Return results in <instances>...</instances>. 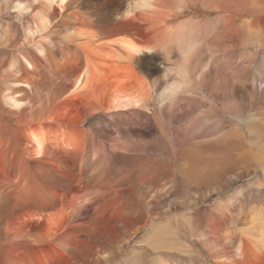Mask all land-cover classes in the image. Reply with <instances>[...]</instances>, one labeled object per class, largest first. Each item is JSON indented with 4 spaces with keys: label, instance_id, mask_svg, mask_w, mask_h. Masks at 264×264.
<instances>
[{
    "label": "bare ground",
    "instance_id": "obj_1",
    "mask_svg": "<svg viewBox=\"0 0 264 264\" xmlns=\"http://www.w3.org/2000/svg\"><path fill=\"white\" fill-rule=\"evenodd\" d=\"M72 1L0 0V47L8 43L7 11L10 18H27V35L40 39L52 23L54 5L62 10ZM132 2L125 18L150 4ZM260 30L259 54L264 50ZM109 42L123 46L129 56L150 52L126 38ZM19 63L17 58L8 66L15 80L22 72ZM243 64L212 66L195 87L154 83L164 126L145 133L154 135L150 141L140 137L118 146L111 158L82 155L79 188L86 193L58 222L45 224L43 210H3L11 196L0 194V264H264V67L258 83H248L250 68ZM165 73L168 77L169 70ZM87 74L76 86L87 81ZM22 84L14 81L0 93L1 108L22 111L18 90H31ZM244 100L258 104V111L232 108ZM144 103L136 97L125 107ZM229 107L235 111L226 112ZM30 140L31 151L19 150V205L44 195L32 164L44 159L45 143L33 133ZM51 176L45 182L53 189L62 181ZM28 212L36 213L35 219L15 227L17 214Z\"/></svg>",
    "mask_w": 264,
    "mask_h": 264
},
{
    "label": "rangeland",
    "instance_id": "obj_2",
    "mask_svg": "<svg viewBox=\"0 0 264 264\" xmlns=\"http://www.w3.org/2000/svg\"><path fill=\"white\" fill-rule=\"evenodd\" d=\"M119 1L73 0L62 10L54 5L52 23L41 40L27 35V18H10L12 11L4 15L8 43L0 47V93L14 81L28 84L31 90H18V99L24 102L21 112L12 114L0 107V194L11 196L3 210H43L45 224L58 222L86 193L79 188L82 155L111 158L118 146L140 137L150 141L154 135L145 137V133L164 126L163 105L151 89L154 83L181 81V88L195 87L202 72L215 65H233V61L250 68L248 83L261 79L264 50L260 49V56L258 47L264 0H149L132 18L124 15L127 3L134 0ZM119 37L149 47L150 52L129 56L115 46H105V41ZM23 57L32 69L26 68ZM17 58L22 72L15 80L8 66ZM87 63L96 78L89 92L75 84ZM136 97L145 103L127 106L133 110L125 107ZM231 105L243 113L258 111V104L247 100ZM32 133L45 143L44 159L32 164L39 179L37 188L44 195L19 205V150H30ZM53 174L62 183L52 189L45 181ZM241 184L245 187V182ZM36 216L17 214L15 227Z\"/></svg>",
    "mask_w": 264,
    "mask_h": 264
},
{
    "label": "crops",
    "instance_id": "obj_3",
    "mask_svg": "<svg viewBox=\"0 0 264 264\" xmlns=\"http://www.w3.org/2000/svg\"><path fill=\"white\" fill-rule=\"evenodd\" d=\"M120 38H122V37L114 38V39L105 41V43H106L105 46H109V47L110 46H115V47H117L118 50H121V51H123V52H125L127 54V51L125 50V48L123 46L120 47L121 46L120 44H116V43H113V42H109V41H113V40H118ZM123 48H124V50H123ZM134 55L132 54V56H134ZM86 66H87L86 69L89 70V72H90V73L87 74L88 75L87 81L82 82L81 83L82 86L78 87L77 89L81 88L84 91L89 92V91H91L94 83L96 82V78H95L94 73L91 72V68H90L91 66H90V64L87 63ZM79 76H81V73L78 75V77Z\"/></svg>",
    "mask_w": 264,
    "mask_h": 264
}]
</instances>
